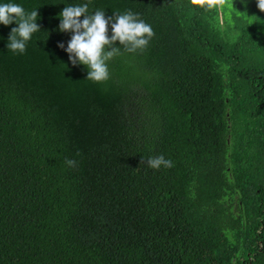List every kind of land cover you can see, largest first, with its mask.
<instances>
[{
    "label": "trees",
    "instance_id": "16d2710c",
    "mask_svg": "<svg viewBox=\"0 0 264 264\" xmlns=\"http://www.w3.org/2000/svg\"><path fill=\"white\" fill-rule=\"evenodd\" d=\"M4 3L37 10L40 30L14 54L18 24H0V264H264L256 0ZM85 3L155 33L135 53L117 41L101 83L58 47L59 14ZM159 155L174 166L148 167Z\"/></svg>",
    "mask_w": 264,
    "mask_h": 264
},
{
    "label": "clouds",
    "instance_id": "9594fccd",
    "mask_svg": "<svg viewBox=\"0 0 264 264\" xmlns=\"http://www.w3.org/2000/svg\"><path fill=\"white\" fill-rule=\"evenodd\" d=\"M228 2L229 0H188L189 6L205 11L222 8ZM241 2L246 6L247 0ZM256 4L258 9L264 12V0H256ZM59 15L61 16L59 31L70 32L72 35L67 47L63 42H59L58 47L68 53L69 61L73 65L86 66L88 69L86 79L95 83L109 79L107 62L122 54L121 47L115 46L117 41L124 52L135 53L137 50H144L155 35L152 27L139 19V14L131 10L124 14L113 13L112 16L106 17L103 10L88 14V3H85L66 6ZM37 17V10L26 13L18 4H0V24L7 26L13 21L18 24V27L11 29L7 43L8 50L14 54L26 52V44L32 34L40 30V25L36 23ZM109 25L111 35L108 34ZM66 163L69 167H75L77 162L66 159ZM146 163L155 170H159L162 166L165 168L174 166L173 162L165 159L163 155L150 157Z\"/></svg>",
    "mask_w": 264,
    "mask_h": 264
}]
</instances>
